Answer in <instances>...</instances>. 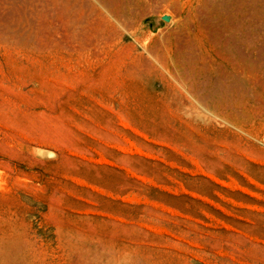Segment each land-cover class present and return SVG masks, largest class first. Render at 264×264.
Returning <instances> with one entry per match:
<instances>
[{
    "label": "rangeland",
    "instance_id": "374dc122",
    "mask_svg": "<svg viewBox=\"0 0 264 264\" xmlns=\"http://www.w3.org/2000/svg\"><path fill=\"white\" fill-rule=\"evenodd\" d=\"M0 264H264V0H0Z\"/></svg>",
    "mask_w": 264,
    "mask_h": 264
},
{
    "label": "water",
    "instance_id": "95a60500",
    "mask_svg": "<svg viewBox=\"0 0 264 264\" xmlns=\"http://www.w3.org/2000/svg\"><path fill=\"white\" fill-rule=\"evenodd\" d=\"M161 19L164 21H168L170 19V16L167 14L161 15Z\"/></svg>",
    "mask_w": 264,
    "mask_h": 264
}]
</instances>
